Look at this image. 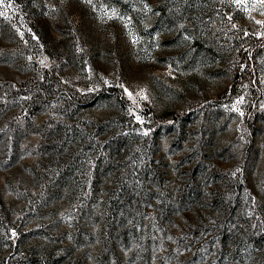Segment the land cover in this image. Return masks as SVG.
<instances>
[{
	"label": "rangeland",
	"instance_id": "rangeland-1",
	"mask_svg": "<svg viewBox=\"0 0 264 264\" xmlns=\"http://www.w3.org/2000/svg\"><path fill=\"white\" fill-rule=\"evenodd\" d=\"M0 264H264V0H0Z\"/></svg>",
	"mask_w": 264,
	"mask_h": 264
},
{
	"label": "trees",
	"instance_id": "trees-1",
	"mask_svg": "<svg viewBox=\"0 0 264 264\" xmlns=\"http://www.w3.org/2000/svg\"><path fill=\"white\" fill-rule=\"evenodd\" d=\"M1 198H2V195L0 196V201H1L2 205H3V207H4L5 205H4V202L2 201ZM4 208H5V207H4Z\"/></svg>",
	"mask_w": 264,
	"mask_h": 264
}]
</instances>
